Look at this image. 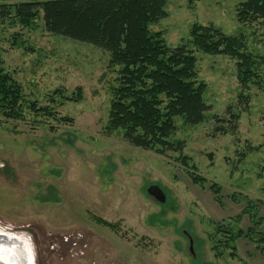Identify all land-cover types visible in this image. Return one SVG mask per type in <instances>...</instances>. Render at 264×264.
<instances>
[{
	"label": "rangeland",
	"instance_id": "obj_1",
	"mask_svg": "<svg viewBox=\"0 0 264 264\" xmlns=\"http://www.w3.org/2000/svg\"><path fill=\"white\" fill-rule=\"evenodd\" d=\"M41 1L47 0L0 5ZM164 1L166 17L150 29L161 31L169 47L186 43L193 24L242 32L247 51L260 57L264 87V23L238 25L235 7L245 0ZM193 53L210 109L195 125L175 116L168 141L180 142L181 153L159 154L131 145L119 130H105L115 74L106 68L104 50L51 34L41 14L29 25L0 18V69L23 93L21 118L6 119L0 110V163L6 168L0 174V226L28 234L35 264H264V254L245 237L233 242L231 257L227 234L217 230L250 227L242 213L247 198L264 232V91L250 84L247 106L238 103L235 60ZM78 87L79 101L64 98ZM228 106L239 114L237 130L219 133L213 116L229 127ZM188 172L205 184H194ZM211 184L220 187L221 204ZM152 185L164 193V203L147 193Z\"/></svg>",
	"mask_w": 264,
	"mask_h": 264
},
{
	"label": "trees",
	"instance_id": "obj_2",
	"mask_svg": "<svg viewBox=\"0 0 264 264\" xmlns=\"http://www.w3.org/2000/svg\"><path fill=\"white\" fill-rule=\"evenodd\" d=\"M164 0H47L1 4L0 18L15 17L22 25H29L41 14L45 30L51 34L67 37L97 46L108 54L107 70L115 74L109 86V109L105 130L108 133L121 131L122 137L131 145L163 154L165 150L179 151L182 144L168 141L175 130L173 119L182 116L187 124L203 121L210 109L203 100L205 84L198 80L193 50L225 55L235 60L236 76L240 90L237 101L247 106L246 91L250 84L261 88L258 74L260 57L245 48L242 32L228 35L219 28L193 24L189 39L178 47H169L161 31H152L150 26L166 17ZM235 18L240 27L264 23V0H245L235 7ZM192 47V48H189ZM264 91V87L261 88ZM68 101L82 98L78 87ZM22 88L10 73L0 69V110L6 119L22 116ZM31 107H34L32 104ZM37 111L46 112L39 108ZM229 127L224 119L213 118L221 123L215 128L219 133H234L239 114L228 106ZM50 113V111H48ZM187 167V157H180ZM194 168V167H191ZM189 173V172H188ZM191 181L203 186L206 180L196 173H189ZM216 203L221 204L220 187L210 185ZM234 201L235 198H232ZM255 205L246 198L242 209L251 220L246 231L236 232L217 228L222 232L229 255L235 257L233 242L245 237L264 254V232L258 228L262 219L254 215ZM235 219L240 220V216ZM95 221L111 230L115 225L99 217Z\"/></svg>",
	"mask_w": 264,
	"mask_h": 264
},
{
	"label": "bare ground",
	"instance_id": "obj_3",
	"mask_svg": "<svg viewBox=\"0 0 264 264\" xmlns=\"http://www.w3.org/2000/svg\"><path fill=\"white\" fill-rule=\"evenodd\" d=\"M1 233H5L8 237H14L17 244L22 243V248L20 247V249H18L17 246H14L13 248L6 247L0 250V264H35L33 263V251L28 242L29 236L26 232L9 231L0 226V234Z\"/></svg>",
	"mask_w": 264,
	"mask_h": 264
},
{
	"label": "water",
	"instance_id": "obj_4",
	"mask_svg": "<svg viewBox=\"0 0 264 264\" xmlns=\"http://www.w3.org/2000/svg\"><path fill=\"white\" fill-rule=\"evenodd\" d=\"M147 193L150 196H152L155 200H157L159 203L165 202V195L158 186L152 185V186L148 187ZM11 233L14 234L13 232H11ZM14 246L15 247L17 246L18 249H20V247L22 248V243L17 244L15 242L14 237H12V236L8 237V235H6L5 233L0 234V250H2L3 248H6V247H12L13 248ZM33 263H34V261H33Z\"/></svg>",
	"mask_w": 264,
	"mask_h": 264
},
{
	"label": "flooded vegetation",
	"instance_id": "obj_5",
	"mask_svg": "<svg viewBox=\"0 0 264 264\" xmlns=\"http://www.w3.org/2000/svg\"><path fill=\"white\" fill-rule=\"evenodd\" d=\"M6 170V168H4L3 167V164L2 163H0V174H2L3 173V171H5ZM12 180V179H11ZM13 185V184H12ZM4 228V227H3ZM6 229H8L9 231H20V230H12V229H9V228H6ZM35 258H33V261H35L34 260Z\"/></svg>",
	"mask_w": 264,
	"mask_h": 264
},
{
	"label": "built area",
	"instance_id": "obj_6",
	"mask_svg": "<svg viewBox=\"0 0 264 264\" xmlns=\"http://www.w3.org/2000/svg\"><path fill=\"white\" fill-rule=\"evenodd\" d=\"M53 248V247H52Z\"/></svg>",
	"mask_w": 264,
	"mask_h": 264
}]
</instances>
